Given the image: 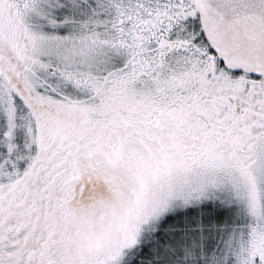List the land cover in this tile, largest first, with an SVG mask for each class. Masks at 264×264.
Returning <instances> with one entry per match:
<instances>
[{
  "label": "snow or ice",
  "instance_id": "obj_1",
  "mask_svg": "<svg viewBox=\"0 0 264 264\" xmlns=\"http://www.w3.org/2000/svg\"><path fill=\"white\" fill-rule=\"evenodd\" d=\"M0 264H264V0H0Z\"/></svg>",
  "mask_w": 264,
  "mask_h": 264
}]
</instances>
